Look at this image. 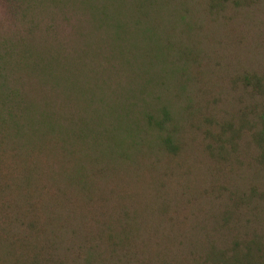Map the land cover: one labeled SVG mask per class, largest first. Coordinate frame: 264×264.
<instances>
[{
  "label": "rangeland",
  "instance_id": "374dc122",
  "mask_svg": "<svg viewBox=\"0 0 264 264\" xmlns=\"http://www.w3.org/2000/svg\"><path fill=\"white\" fill-rule=\"evenodd\" d=\"M107 1L0 0V264H190L264 236V0H165L155 29ZM67 158L109 173L67 182Z\"/></svg>",
  "mask_w": 264,
  "mask_h": 264
},
{
  "label": "trees",
  "instance_id": "16d2710c",
  "mask_svg": "<svg viewBox=\"0 0 264 264\" xmlns=\"http://www.w3.org/2000/svg\"><path fill=\"white\" fill-rule=\"evenodd\" d=\"M133 1L134 2L132 3V7H131V17L135 18L136 21L141 20L142 17L149 21H152V25H151L152 27H150L149 29H155V26L158 23V14H159L158 11L163 7L162 4H164V2L166 1L165 0H133ZM127 2L128 0H108L102 5L103 12L105 14H108L109 12L114 14L125 12V6L127 5ZM113 20H118V18H113ZM149 32L150 30L148 31V33L144 34L145 40H147L146 42H148L149 44L152 43L150 48L154 49L155 53H157L158 42L156 39H153L157 36L150 35ZM258 137L264 138V120L262 121L261 130H259L258 132ZM161 141L163 143L164 150L165 152H167L168 155H170L172 158L179 157L180 148L175 143V141L171 136L169 135L165 136L162 138ZM218 148L220 149L223 148V145L220 144ZM72 152H68V154H72ZM107 164L109 167L110 163ZM73 165H74V161L70 158H67L63 168V177H65L64 179L67 182H74V181H76L75 183L82 182L90 176L104 177L109 173V171H106L98 167H95L93 170L88 171L87 164L82 165L81 163L78 167H74L71 170L70 167ZM89 166H92V164ZM109 168L111 170L113 169L112 167ZM110 172L112 173L113 171ZM168 202L169 200L167 196L161 205L163 207V208L161 207L162 212H167L166 207L169 206ZM249 227L254 228L253 225ZM251 232L252 234L246 233L245 236L240 235L239 237H236L235 235L233 239L229 241V243H224L225 247L223 249H218V251L215 250L213 247H210L208 250L203 251L204 257L203 255L200 256L201 253H199L198 257H193L192 258L193 261L189 263L190 264H264V236L260 235L258 232L256 233V231H251ZM208 245L215 246L212 243ZM160 261L161 262L158 264H167L165 257H161Z\"/></svg>",
  "mask_w": 264,
  "mask_h": 264
}]
</instances>
